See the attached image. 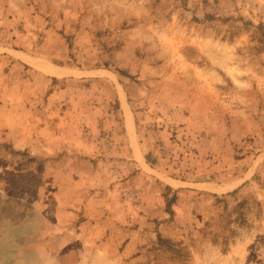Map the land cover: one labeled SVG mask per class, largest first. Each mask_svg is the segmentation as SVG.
<instances>
[{
  "label": "rangeland",
  "instance_id": "obj_1",
  "mask_svg": "<svg viewBox=\"0 0 264 264\" xmlns=\"http://www.w3.org/2000/svg\"><path fill=\"white\" fill-rule=\"evenodd\" d=\"M0 264H264V0H0Z\"/></svg>",
  "mask_w": 264,
  "mask_h": 264
},
{
  "label": "bare ground",
  "instance_id": "obj_2",
  "mask_svg": "<svg viewBox=\"0 0 264 264\" xmlns=\"http://www.w3.org/2000/svg\"><path fill=\"white\" fill-rule=\"evenodd\" d=\"M50 72H53L54 74H56L57 71H54V70H50Z\"/></svg>",
  "mask_w": 264,
  "mask_h": 264
}]
</instances>
